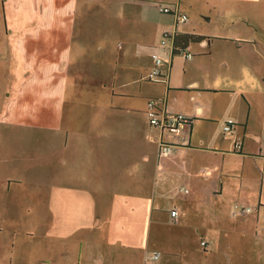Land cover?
Returning a JSON list of instances; mask_svg holds the SVG:
<instances>
[{"label": "crops", "instance_id": "obj_1", "mask_svg": "<svg viewBox=\"0 0 264 264\" xmlns=\"http://www.w3.org/2000/svg\"><path fill=\"white\" fill-rule=\"evenodd\" d=\"M217 2L214 13L209 1L198 11L196 0H0V49H9L23 70L0 117L1 200L11 205L7 183L23 184L32 171V154L19 155L17 146L40 142L42 184L28 192H39L51 208L47 199L62 196L64 187L95 193L93 203L97 193H108L111 205L134 203L146 209L144 218L188 229L223 257L221 264H264V0ZM182 15L187 22H179ZM199 20L210 25L202 28ZM186 35L203 39L188 43L192 59L174 54V37ZM154 52L164 59L161 82L147 79ZM151 100L191 118L187 148L150 125ZM229 121L234 126L225 132ZM161 143L173 147L171 155L159 156ZM204 168L214 169L210 178L200 176ZM236 203L253 211L234 217ZM55 212L61 223L59 206ZM50 217L43 219L42 236L50 234ZM150 233L154 240L157 227ZM183 240L152 250L148 244L140 264H150L157 252L158 264H191ZM85 254L80 247L62 249L57 260L90 264Z\"/></svg>", "mask_w": 264, "mask_h": 264}, {"label": "rangeland", "instance_id": "obj_2", "mask_svg": "<svg viewBox=\"0 0 264 264\" xmlns=\"http://www.w3.org/2000/svg\"><path fill=\"white\" fill-rule=\"evenodd\" d=\"M196 1L199 3L200 10L198 11L207 9L204 5L205 1L207 3L209 1L214 13L217 11V0ZM198 25L204 28L210 23L206 24L205 21L199 20ZM0 52L3 54L0 55L1 117L4 100L9 93L8 89L11 87V83L21 79L23 70L20 63L15 64L19 59L16 60L14 56H10L9 49H0ZM24 134L23 132L16 133L20 137ZM38 135L41 134L38 133ZM16 150L19 155H24V151H30L32 154V171L27 175V179L23 184L17 182L7 183L15 196L13 203H11L9 197L6 200L11 205L5 204L0 197V208L3 215L0 218V226L3 228V231L0 232V264H60L57 260L58 250L79 247L86 253L84 255L86 259L92 256L90 264H94V262L92 263L93 258L110 260L109 263L105 264H140L142 257L145 258L146 256L145 251L148 244L150 250L158 244L169 247V244L176 243L177 238H184L183 251H189V254L192 255L191 264H221L223 257L206 250L207 248L200 244L199 239L189 237L188 229L179 228L170 219H165L159 224L153 222L150 217L144 218L146 209L138 207L134 203L133 205L132 203L126 205L124 202L115 200L111 205L108 193L106 195L103 193L101 196L97 193L96 202L93 203L92 196L95 193L91 194L85 191L76 193L70 190V187H64L69 189L62 192V196L59 197V193L57 195L54 192L53 195H50L52 199H47V203L54 205L55 208L59 206L61 223H58L56 215H54L56 214L55 208L44 204L39 192H28V190L35 189L42 184L43 173L39 167V155L43 151L40 142L27 144L26 146L18 145ZM19 157H16V159ZM12 165V167H15L17 162L15 161ZM48 182H51V180L49 179ZM0 185L6 186V183L0 181ZM165 204H168V202H165ZM11 206L15 210V219L9 217L12 211H8V209ZM28 209H30L29 212ZM49 214L51 216L49 219L51 223L48 226L50 234L42 236L43 219ZM163 215H169V211L167 213L163 212ZM95 216L100 219L96 223V228L93 227ZM156 216H158L157 212ZM153 227H157L159 233L154 240L153 235L150 233ZM53 232H57L58 236L56 237V233H54V237H52ZM182 233L186 234L183 236L177 235ZM59 235L65 241L63 246ZM79 235H81V244H79L78 237H76ZM12 245H23L25 250L20 251L17 247L12 248ZM172 247L174 248L175 245ZM48 259L49 261H47ZM43 261L47 263H43ZM83 261L81 264H84ZM158 261L155 264H158ZM177 262L179 263L180 259Z\"/></svg>", "mask_w": 264, "mask_h": 264}, {"label": "built area", "instance_id": "obj_3", "mask_svg": "<svg viewBox=\"0 0 264 264\" xmlns=\"http://www.w3.org/2000/svg\"><path fill=\"white\" fill-rule=\"evenodd\" d=\"M171 7L168 6H160V11L162 13L171 14L173 11ZM188 21V17L186 15H182L179 18L180 23H185ZM162 47L167 46V41L162 40L161 43ZM182 55L186 57L187 59H192L193 55L191 53L183 52ZM152 61L154 64L153 70L150 72V74L147 76L148 80H152L155 82H161L164 80V59L163 57L158 54L157 52L153 53ZM159 100H151L148 103V110H147V118L152 127H155L159 129L160 131L164 132H170L175 134V136L179 139V143L183 148H187L190 144L189 139V125L191 123V118L186 116L182 113H168L164 110H160L159 108ZM234 126L233 121H229L225 127V132H230L232 130V127ZM242 146L240 143H236L234 145V150L236 152L240 151ZM173 152V147L168 144L161 143L159 146V156L161 158L167 157L171 155ZM214 169L204 168L200 172V176L202 178H210L213 174ZM253 211V207L248 205H241V204H234L232 207V215L234 217L239 216H246L249 215ZM179 215L177 210L171 211L172 218H177ZM202 246H206L207 243L205 241L201 242ZM161 253L157 252L155 253L151 261H149L150 264L155 263L161 258Z\"/></svg>", "mask_w": 264, "mask_h": 264}, {"label": "trees", "instance_id": "obj_4", "mask_svg": "<svg viewBox=\"0 0 264 264\" xmlns=\"http://www.w3.org/2000/svg\"><path fill=\"white\" fill-rule=\"evenodd\" d=\"M202 37L196 35H186V36H175L174 37V54H180L186 51L188 43L200 42Z\"/></svg>", "mask_w": 264, "mask_h": 264}]
</instances>
